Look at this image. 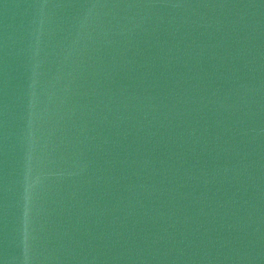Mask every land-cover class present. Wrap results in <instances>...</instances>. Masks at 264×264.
I'll return each instance as SVG.
<instances>
[{"label":"water","instance_id":"water-1","mask_svg":"<svg viewBox=\"0 0 264 264\" xmlns=\"http://www.w3.org/2000/svg\"><path fill=\"white\" fill-rule=\"evenodd\" d=\"M0 264H264V0H0Z\"/></svg>","mask_w":264,"mask_h":264}]
</instances>
